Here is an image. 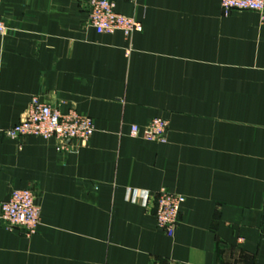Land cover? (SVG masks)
<instances>
[{"label":"crops","instance_id":"0c3cea01","mask_svg":"<svg viewBox=\"0 0 264 264\" xmlns=\"http://www.w3.org/2000/svg\"><path fill=\"white\" fill-rule=\"evenodd\" d=\"M141 30L97 33L87 0H0V201L32 190L35 234L0 223V264H264V11L117 1ZM94 120L84 144L9 139L32 97ZM154 117L167 142L130 136ZM184 196L172 236L153 202Z\"/></svg>","mask_w":264,"mask_h":264},{"label":"built area","instance_id":"2783aa9c","mask_svg":"<svg viewBox=\"0 0 264 264\" xmlns=\"http://www.w3.org/2000/svg\"><path fill=\"white\" fill-rule=\"evenodd\" d=\"M117 1L135 2V0H87L88 25L97 33L112 34L120 31L125 37H129L141 30V24L134 17L118 12ZM220 7L225 16L234 10L262 13L264 0H220ZM6 31V23L0 15V35H4ZM167 129L168 120L154 117L144 125L141 133L138 129L132 128L130 136L164 144L167 142ZM94 131V120L89 116L80 114L74 109L62 113L34 96L28 102L18 123L6 129L4 134L13 140L31 136L43 140L53 139L56 142V149L61 151L72 141L77 140L85 144ZM128 192L133 198H138L143 206H147L148 202L152 201L157 227L166 235H173L185 200L183 195L166 188L154 193L131 189H128ZM0 223L8 229H21L27 237L36 233L40 224V207L31 189H13L6 200L0 201Z\"/></svg>","mask_w":264,"mask_h":264}]
</instances>
